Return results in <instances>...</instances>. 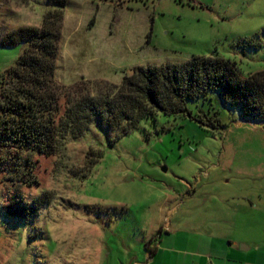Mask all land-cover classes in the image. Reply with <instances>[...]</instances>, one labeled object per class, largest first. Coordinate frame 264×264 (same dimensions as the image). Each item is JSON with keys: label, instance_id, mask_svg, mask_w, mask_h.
<instances>
[{"label": "rangeland", "instance_id": "rangeland-1", "mask_svg": "<svg viewBox=\"0 0 264 264\" xmlns=\"http://www.w3.org/2000/svg\"><path fill=\"white\" fill-rule=\"evenodd\" d=\"M66 1V87L97 93L133 67L203 56L264 70V0ZM52 9L0 0V38ZM24 48L0 46V77ZM209 97L128 134L93 118L50 157L0 146V264H264V120Z\"/></svg>", "mask_w": 264, "mask_h": 264}, {"label": "trees", "instance_id": "trees-1", "mask_svg": "<svg viewBox=\"0 0 264 264\" xmlns=\"http://www.w3.org/2000/svg\"><path fill=\"white\" fill-rule=\"evenodd\" d=\"M47 1L53 9L41 27H20L0 38L5 48L25 45L0 77L1 147L50 157L68 137H80L93 118L128 134L155 112L190 115L186 102L210 99L214 92L243 120H264V70L243 78L234 63L217 56L136 66L124 73L120 84H103L97 93L86 85L59 84L56 64L67 1ZM244 44L243 48L261 47L260 40Z\"/></svg>", "mask_w": 264, "mask_h": 264}, {"label": "crops", "instance_id": "crops-1", "mask_svg": "<svg viewBox=\"0 0 264 264\" xmlns=\"http://www.w3.org/2000/svg\"><path fill=\"white\" fill-rule=\"evenodd\" d=\"M244 247H245V246H244ZM246 247H247V246H246ZM241 248H242V247H241ZM247 248H248V247H247ZM145 250H146V251L149 250L148 247H147V249H145ZM248 250H249V249H247V250H242V249H241L242 252H246V251H248ZM150 254H152V252L150 253V251H149L148 259H149V260H152V257H150ZM151 263H152V262H151Z\"/></svg>", "mask_w": 264, "mask_h": 264}, {"label": "water", "instance_id": "water-1", "mask_svg": "<svg viewBox=\"0 0 264 264\" xmlns=\"http://www.w3.org/2000/svg\"><path fill=\"white\" fill-rule=\"evenodd\" d=\"M242 250H247L248 248L247 247H244V246H242V248H241Z\"/></svg>", "mask_w": 264, "mask_h": 264}]
</instances>
